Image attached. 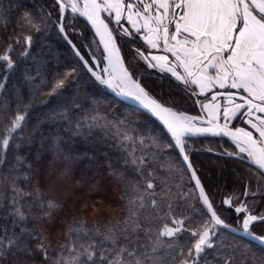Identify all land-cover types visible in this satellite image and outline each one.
Returning a JSON list of instances; mask_svg holds the SVG:
<instances>
[{"label": "snow or ice", "instance_id": "obj_1", "mask_svg": "<svg viewBox=\"0 0 264 264\" xmlns=\"http://www.w3.org/2000/svg\"><path fill=\"white\" fill-rule=\"evenodd\" d=\"M11 9L20 12L28 32L39 33L51 22L70 45L74 63H58L56 71L48 70L50 79L24 69L29 95L25 102L14 88L16 109L0 128V166L8 161L10 143L24 139L21 129L36 101L47 107L44 116L50 124H66L73 136L87 139L94 127L103 129L139 179H126L113 169L112 176L124 184L121 199H126L127 214L109 217L103 228L99 221L88 225L86 218L73 216L57 255L49 254L51 240L43 226H21L18 233L5 228L0 264H35L37 250L51 264H210V253L215 264H264V0H53L38 9L25 8L22 0H8L7 9L0 4V13ZM69 13L91 26V40L79 47L69 39V29L80 31L74 21L65 24ZM7 40L0 54V95L11 71L31 55L34 36L9 34ZM16 44L23 51L14 60ZM85 77L139 107L116 120L100 112L72 119L64 95ZM189 101L192 109L183 110ZM196 105L199 115L192 114ZM153 117L161 129L149 127ZM43 123L38 120L34 131H42ZM225 137L230 148L220 143ZM194 138L217 143L197 147L191 143ZM26 139L32 142V136ZM45 139L42 135L41 141ZM19 147L13 143L17 154L9 163L14 178L7 205L0 196V209L13 216L14 226L26 219L21 202L33 193L39 207L46 208L35 216L37 221L63 208L55 199L45 201L38 186L25 191L18 185L21 177L31 179L32 168L28 164L29 171H19L25 159ZM50 147L65 150L59 135L51 136ZM202 151L234 157L242 187H233L217 201L211 174H201L197 157ZM157 164L165 170L163 176L157 174ZM186 185L191 186L188 191ZM230 209L235 215H229ZM233 234L259 241L260 254ZM33 238L35 245L30 244Z\"/></svg>", "mask_w": 264, "mask_h": 264}, {"label": "trees", "instance_id": "obj_2", "mask_svg": "<svg viewBox=\"0 0 264 264\" xmlns=\"http://www.w3.org/2000/svg\"><path fill=\"white\" fill-rule=\"evenodd\" d=\"M52 3L53 0H22V4L27 9L47 7ZM0 4H3L6 9L8 8V0H0ZM49 10L52 11L53 17L57 16L55 9L49 8ZM19 16L20 12L15 9L0 13V54L10 42L7 40L9 34H31L34 36L31 55L19 63L15 70L11 71L8 76L7 89L3 95H0V128L3 127L8 114L16 109L18 101L15 97L14 88L20 89L25 97V102H27L29 84L24 78L26 67L32 69L28 75L34 76L36 71H41L45 73L46 78L50 79L49 69L56 71L58 63L61 65L74 63L71 47L51 22H49L47 29L33 33L27 31L26 26L19 20ZM70 17L67 14L65 24L74 21V26L80 30L73 32L69 29V37L79 47L81 42L91 40L92 31L81 18L72 17L70 20ZM105 18L107 17L105 16ZM13 47L15 51L11 55L14 60H17L19 53L23 51V45L16 44ZM3 69L4 64L0 62V73L3 72ZM164 83L167 84V81L165 80ZM43 91H47V89H43ZM40 99L42 97H37V100ZM64 100L70 108V117L74 120L95 115L96 112L108 114V119L116 120L118 116L130 113L137 108L124 103L112 95L103 85L87 77L83 78L78 85L70 86L64 95ZM5 104L9 105L6 110L3 108ZM77 105L79 107H76ZM195 108L197 111H192V114H200L198 112L199 105H196ZM191 109L192 104L189 101L183 110L189 111ZM46 111V106L34 101L28 110L27 123L21 129L24 139L13 142L19 143V155L25 157L19 171H29L26 165H32L31 179L25 181L21 177L17 183L25 191H32L38 186L45 201L55 199L57 203L63 205V208L54 209L50 217L41 216L37 221L35 216H39L46 208L39 207V201L35 200L33 193L32 196L26 197L21 202L26 212V219L24 221L17 220L15 226L13 216L8 215L6 209H0V235L4 234L5 228L8 229L9 233L13 230L18 233L21 226L34 228L39 224L46 229L48 238L51 240L49 254L52 256L59 253V245L64 243L66 239V225L72 221L73 216L78 219L86 218L88 225H91L93 221H99L100 227L103 228L109 217L115 219L127 214L126 199H121L124 184L112 176L113 169L122 173L126 179L138 180L139 177L133 172L131 166L124 165L121 158L123 152L117 149L116 142L110 135L105 136L103 129L94 127L87 139L84 136H73L67 130L66 124H50L44 116ZM38 120L44 121L41 125L42 131H34ZM148 124L149 127H154L157 130L162 128L153 118L148 121ZM42 135L47 138L43 142L41 141ZM52 135L61 137V143L65 149L63 152L54 151L50 147ZM28 136H32L31 143L26 139ZM13 143H10L8 149V161L0 166V196L5 198V205L8 204L9 182L14 178L13 173L9 170V163L15 162L14 158L17 154L13 148ZM191 143L197 147L201 145L215 147L217 140L192 139ZM220 143L223 148H230L231 142L229 140L223 139ZM219 151L218 149L217 153ZM69 153L71 154L70 158ZM217 153L202 151L197 158L200 161L202 177L208 178L209 173L211 174L210 187L216 200L219 201L221 196L229 194L233 187H242V185L240 184V177L237 176L239 169L233 170L235 158ZM160 159L163 161L165 157L162 155ZM110 164L112 168L109 167ZM155 167L159 176L165 174V170L160 168L158 164ZM93 185H95L94 188ZM190 187V185H186L184 190L188 191ZM28 201H32L31 209L28 208ZM101 207H103V211L105 210L104 212ZM229 215H235L234 210L230 209ZM235 236L237 239L242 238ZM244 240L251 243L257 255L260 254L261 246L259 244ZM37 242L38 240L35 238L30 240L32 245ZM64 255L67 256L69 253L65 251ZM207 259L210 264H215L213 254L210 253ZM35 264H51V262L46 261L37 250Z\"/></svg>", "mask_w": 264, "mask_h": 264}, {"label": "water", "instance_id": "obj_3", "mask_svg": "<svg viewBox=\"0 0 264 264\" xmlns=\"http://www.w3.org/2000/svg\"><path fill=\"white\" fill-rule=\"evenodd\" d=\"M76 16L77 17H79V18H81L82 20H84L85 22H86V18H84V17H80L79 16V14H76ZM66 17H67V14H66ZM89 27H90V29H91V26H90V24H87ZM92 31V30H91ZM64 38V37H63ZM69 39H71L70 37H69ZM66 41V40H65ZM67 42V41H66ZM68 43V42H67ZM74 43V42H73ZM70 46V45H69ZM105 88H107V90L112 94V95H114L116 98H118V99H120L121 101H123L124 103H126V104H129V105H132V106H135V107H139L138 105H136L135 104V102L134 101H131L130 99H128V98H126V97H123V96H120V95H118L116 92H114L112 89H110V88H108L107 86H105V85H103ZM142 110V109H141ZM142 111H144V110H142ZM153 119L155 120V118L153 117ZM161 126H162V124L158 121V120H156ZM163 127V126H162ZM194 139H203V138H194ZM224 139H226V140H228V138L227 137H225ZM235 235H237V236H240V237H242V238H244V239H246V240H249V241H251V242H254V243H257V244H259L260 245V243H259V241H252L251 240V238H249V237H247L246 235H244V234H235Z\"/></svg>", "mask_w": 264, "mask_h": 264}, {"label": "rangeland", "instance_id": "obj_4", "mask_svg": "<svg viewBox=\"0 0 264 264\" xmlns=\"http://www.w3.org/2000/svg\"><path fill=\"white\" fill-rule=\"evenodd\" d=\"M104 15L106 16V14H104ZM69 16H71V17H70V20H71L73 16H72L70 13H69ZM76 17H77V16H76ZM106 17H107V16H106ZM73 18H74V17H73ZM93 46H95V45H93ZM193 115H194V114H193ZM196 115H199V114H196ZM101 208H102V211H103V207H101ZM88 209H90V208H88ZM104 211H105V210H104ZM104 211H103V212H104Z\"/></svg>", "mask_w": 264, "mask_h": 264}, {"label": "crops", "instance_id": "obj_5", "mask_svg": "<svg viewBox=\"0 0 264 264\" xmlns=\"http://www.w3.org/2000/svg\"><path fill=\"white\" fill-rule=\"evenodd\" d=\"M106 16H107V14H106ZM196 90V89H195ZM204 95H207V94H204Z\"/></svg>", "mask_w": 264, "mask_h": 264}]
</instances>
